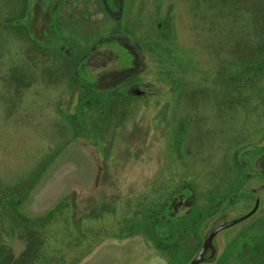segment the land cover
Listing matches in <instances>:
<instances>
[{
  "label": "flooded vegetation",
  "instance_id": "flooded-vegetation-1",
  "mask_svg": "<svg viewBox=\"0 0 264 264\" xmlns=\"http://www.w3.org/2000/svg\"><path fill=\"white\" fill-rule=\"evenodd\" d=\"M42 1L27 0L26 7H19L16 14H22L24 30L20 32L28 42L35 39L41 46L37 49L46 56L51 55L54 61L61 59L66 65L65 72L70 74L66 91L78 93V102H73L74 94L66 92L69 102H65L66 95L59 99L58 110L72 126L76 140L86 137L90 144H94L96 138L107 141L102 149L104 163H100L98 174L106 187L115 190L120 183L132 180L135 190L133 198L123 201V205L114 199L78 212L69 194L45 213L30 215L25 211L26 205L41 193L42 190L37 193L35 190L38 191L49 174L50 166L67 152L66 147L62 151L58 147L56 151L55 144L49 146V154L43 156L35 173L12 180L0 193L3 196L0 200V264H28L31 256H41L46 254L44 252L55 256L52 264H60L55 258L60 252L57 225L62 218L70 223L71 264H191L212 236L204 261L199 264H264L263 91H236L234 84L232 89L215 94L219 100L222 92L225 94L226 107L230 110L250 108L244 143L251 145L243 149L248 150L250 146L252 149L241 153L243 149L236 151L234 145L207 190L205 183H199V173L193 172H199L201 166L195 160L194 147H199L201 153L198 145L204 121L195 126L189 114V109L196 107L203 118L205 92L201 88L189 90L177 81L172 55L165 78L156 77L158 83H165L167 87L165 103L153 115L148 132L135 123L131 135L124 139L128 145L124 158L119 157L122 154L115 157L112 148L117 133L126 128L124 123L130 108H136L131 103L149 106L163 92L151 84L145 86L141 77L139 67L144 64L146 46L151 41L141 43L138 38L135 28L140 24V12L129 6V0H97L106 15L117 23L102 35L91 16L85 15L87 12L74 10L75 15L61 27L58 16L68 1L62 4L51 0L48 6ZM91 2H85L87 11ZM31 3L39 7L35 22L27 28L31 15L28 4ZM131 11V15L137 13L133 22L127 21ZM8 20L6 26L14 27L11 17ZM35 23L42 25L39 36L33 33ZM16 80L17 87L24 89L22 78ZM9 88V83L5 82L4 90L10 91ZM19 92L24 94V91ZM161 130L166 133V140L162 141L165 151L158 163H163L164 167L156 169L154 162V169H141L136 178H130L129 164L140 163L143 156L156 159L155 146L163 139ZM145 148L150 151L145 152ZM115 161H123L122 166L115 167ZM159 169L162 171L158 172ZM2 224L8 225L5 231ZM5 234L10 239L19 234L23 239L26 247L20 257H14L8 249L3 239Z\"/></svg>",
  "mask_w": 264,
  "mask_h": 264
},
{
  "label": "rangeland",
  "instance_id": "rangeland-1",
  "mask_svg": "<svg viewBox=\"0 0 264 264\" xmlns=\"http://www.w3.org/2000/svg\"><path fill=\"white\" fill-rule=\"evenodd\" d=\"M21 1L0 0V19H2L0 21H5L8 16H14ZM48 1L51 0L42 2L48 6ZM66 1L68 3L64 6V11L58 16L61 27L70 21L76 11L87 12L85 15L91 16L102 35L117 25L106 15L97 0H92L89 11L85 8L87 0H77V2L59 0L62 4ZM247 1L240 0L238 4H234L233 8L236 9L235 6L238 5L247 12L248 5L245 4ZM35 3L28 4L31 15L27 28L35 22L34 18L39 7ZM218 4L219 2L213 6L209 2L201 4L202 15H198L197 20L191 11L192 7L185 0H129V6L134 8V11L140 12L138 22L141 25L135 28L138 29L139 40L141 43L151 41L146 46L144 64L139 67L142 70L141 77L145 86L151 84L161 88L163 92H161L162 95H157L155 101L150 102L149 106L143 103H131L136 108L135 110L130 108L128 120L124 123L126 128L119 130L112 148L115 157L122 154L119 157L124 158L123 154L128 146L124 139L126 135H131L135 123H139L143 131H149L153 115L167 99L164 93L167 87L165 83H158L156 77L160 75L165 78L170 56L174 55L173 66L177 81L189 90L201 88L205 92L204 101H202L206 106L203 118H200L202 112L199 113L196 107L190 108L189 114L195 126L202 125L200 122L204 121L205 129H202L198 145L201 147V153L199 147H194L195 160H198L201 166L198 169L199 172H193L199 173L198 178L201 180L199 183H205L207 190L211 188L208 186H211L216 172L221 171L233 148L236 146V151H240L251 145L244 143V136L252 111L249 107H241L235 111L226 107L228 100L225 99L223 92L227 90L222 87L221 73L228 68L227 62L242 61L243 57L236 56V47H240V50L246 53L252 46L255 47L262 42L253 34L248 17L250 11L247 12L248 15L245 13L244 15L222 14L223 9L218 7L220 6ZM59 12L60 10L55 15ZM131 13L132 11L127 21L133 22V19L136 20L137 13L133 12V15ZM167 14L170 15V19L166 18ZM161 19L170 21L174 30L172 38L164 42L163 51L158 48L160 37L156 31L157 23ZM41 29V23H35L34 35H41ZM37 48L41 49V46L35 39L31 38L28 42V39L21 32H16L14 27L6 26L5 23L0 24V193L12 180L26 173L27 175L35 173L43 156L47 157L49 154L48 147L55 144L56 151L58 147H60L59 150L66 147L65 154H67L50 166L49 174L45 176L38 191L35 190V193L42 190L41 193L38 197H36L38 193L33 196L25 207L27 213L35 216L45 213L53 204L69 194H71L69 197L75 200L78 212L86 211L90 206H99V203L105 201H114V199L119 205H123V201L133 198L135 185L131 180L122 182L123 185L120 183L115 190L108 189L103 179L98 177L100 163H104L102 149L107 141L105 143L102 139L96 138L94 144H90L86 137L78 140L73 137L72 126L60 114L57 103L66 94H74L76 99L74 98L73 102L76 103L78 93L66 91L70 74L65 72L66 65L63 61L61 59L54 61L50 58L51 55L46 56ZM18 77L24 82L22 90L15 83ZM5 82L9 83L10 91L4 90ZM259 88L258 91H263L262 99L264 100V80ZM250 89L251 87H248L246 91ZM19 91H24V94H20L22 92ZM221 91L223 92L219 100L215 94H220ZM126 99L133 100L129 97ZM65 102H69L67 95ZM217 104H220V107H217ZM141 105L143 106L138 111ZM161 134L163 139L155 146L156 159L153 160L152 156H143L140 158V163L129 164L130 178L139 174L141 169H154V162L156 169L164 167L163 163L161 165L159 163L164 156L165 146L162 141L166 140V133L161 130ZM92 138L89 140L91 141ZM251 149L252 146L248 147V150L243 149L241 153L250 152ZM70 151H76L77 154ZM144 151L149 152L150 149L145 148ZM121 163L123 161H115L114 165L121 167ZM161 171L159 169L158 172ZM206 182L209 183L206 184ZM2 197L0 194V200ZM65 225L66 220L62 218L57 225L59 238L65 233ZM1 227L5 231L8 225L2 224ZM5 235L3 239L8 249L13 252L14 257H20L26 247L23 239L19 237V234H17L18 237L11 239L7 234Z\"/></svg>",
  "mask_w": 264,
  "mask_h": 264
},
{
  "label": "trees",
  "instance_id": "trees-1",
  "mask_svg": "<svg viewBox=\"0 0 264 264\" xmlns=\"http://www.w3.org/2000/svg\"><path fill=\"white\" fill-rule=\"evenodd\" d=\"M26 1L22 0L20 2L19 7L25 8ZM187 4L192 7L191 11L195 19L198 20V15H202L200 12L201 4L209 2L211 6L213 4H217L219 2L218 7L223 9L222 14L232 13L234 15H244L250 11L249 20L252 25L253 34L256 35L258 40L262 41L255 47H251L249 52L243 53L240 50V47H236V56L243 57L242 61L238 60L227 62L228 68L221 73L222 87L226 90L232 89L235 84L236 91H246L248 87L252 91H258L259 86L262 84L264 80V0H248L245 4L248 5V10H244L243 8H239V6H235L236 9L233 8L234 4H238L240 0H185ZM232 4V5H228ZM160 6V3L158 4ZM228 5V6H227ZM173 9V8H172ZM171 9V10H172ZM170 10V11H171ZM238 12V13H237ZM170 14V13H169ZM9 18V16H8ZM167 19H170V15L167 14ZM22 14H15L11 17L12 25L15 27L16 24L19 26L16 28L17 32L24 30L22 27ZM2 20V19H0ZM9 22L8 19L5 21H0V24H7ZM156 31L160 39L158 40V47L163 51L164 42L170 40L172 35L174 34L173 27L170 21H166L165 19H161L157 23ZM165 47V46H164ZM223 88V89H224ZM80 109H83L84 103L79 105ZM65 233L62 234L60 238V252L59 255L56 256L55 261L60 264H71L69 257V249H70V223L68 220L66 221ZM46 247V248H45ZM44 250L47 249V245L44 246ZM47 254V252H44ZM35 255L31 256L28 264H52L55 256L49 255ZM49 257V259H48ZM59 258V259H58Z\"/></svg>",
  "mask_w": 264,
  "mask_h": 264
},
{
  "label": "water",
  "instance_id": "water-1",
  "mask_svg": "<svg viewBox=\"0 0 264 264\" xmlns=\"http://www.w3.org/2000/svg\"><path fill=\"white\" fill-rule=\"evenodd\" d=\"M212 238H213V236H212ZM212 238H210L208 241L205 242L200 253L196 256V258L193 260V262L191 264H199V263L204 261L205 252L208 249L209 242L211 241Z\"/></svg>",
  "mask_w": 264,
  "mask_h": 264
}]
</instances>
